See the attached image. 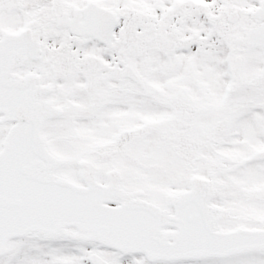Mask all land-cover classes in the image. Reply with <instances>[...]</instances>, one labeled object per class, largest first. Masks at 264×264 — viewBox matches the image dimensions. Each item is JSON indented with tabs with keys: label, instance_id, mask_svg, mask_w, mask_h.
I'll use <instances>...</instances> for the list:
<instances>
[{
	"label": "snow or ice",
	"instance_id": "obj_1",
	"mask_svg": "<svg viewBox=\"0 0 264 264\" xmlns=\"http://www.w3.org/2000/svg\"><path fill=\"white\" fill-rule=\"evenodd\" d=\"M0 264H264V0H0Z\"/></svg>",
	"mask_w": 264,
	"mask_h": 264
}]
</instances>
